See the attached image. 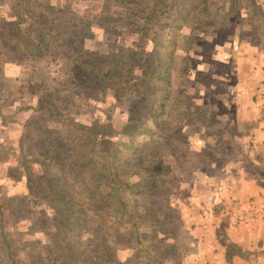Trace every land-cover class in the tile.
<instances>
[{
    "label": "rangeland",
    "instance_id": "rangeland-1",
    "mask_svg": "<svg viewBox=\"0 0 264 264\" xmlns=\"http://www.w3.org/2000/svg\"><path fill=\"white\" fill-rule=\"evenodd\" d=\"M263 49L264 0H0V264H68L82 212L117 250L85 264H264V195H235L225 173L249 166L226 114ZM127 138L135 157L103 184ZM106 194L146 220L132 244L93 202ZM51 195L76 198L69 222Z\"/></svg>",
    "mask_w": 264,
    "mask_h": 264
},
{
    "label": "trees",
    "instance_id": "trees-1",
    "mask_svg": "<svg viewBox=\"0 0 264 264\" xmlns=\"http://www.w3.org/2000/svg\"><path fill=\"white\" fill-rule=\"evenodd\" d=\"M22 8L25 9L24 5H22ZM109 73L111 74V71L108 72V76H109ZM105 76H107V74ZM166 104H169V93L168 92L162 95V97L155 98L154 102H151V106H150L151 111H153V114H154L155 107L156 109H159V111H161L164 109ZM139 122L142 123L140 119H139ZM95 142L101 143L99 139L98 140L95 139ZM124 148H126V150L131 149L132 151L129 154L124 153L123 151ZM135 148L136 147H135L133 138H127L125 141L117 142V145L115 146L111 154V158H110L111 163L108 165L107 161L104 162L105 163L104 167L105 168L108 167L109 170H107V175L104 174L101 177V179L103 180V184H105V182L107 183V181L112 182L116 180V176H117L116 167L118 165L117 163L120 161L119 155L126 156L128 158H133L135 157L134 155ZM152 154H153L152 152L148 151L147 154H145V156L146 157L150 155L153 156ZM103 158L105 160H108L106 155H103ZM157 158L159 157H156V159ZM112 169H115V170L113 171ZM97 177L99 178V174H97ZM110 189L111 191H114L113 190L114 188H111V186H110ZM93 198L95 200L93 201L94 203H96L100 208L106 209L105 212L107 213V216L108 215L109 216L105 218L107 219L109 223L108 225H113L114 229L116 228L115 235H117L118 232L120 231V229H117V228H121L120 225L125 224L126 226L124 228L125 230L121 231L123 232V236L120 238L122 241L128 242V244H132L134 235L137 238V240L140 238L141 233L139 232L138 227H140L141 225H139L140 224L139 220L140 221L142 220L143 222H146V220L142 219L140 215L137 216L135 213H132L131 210L128 209L127 204L125 200L123 199L122 195H111V194L93 195ZM69 199L70 200H67V195H51L50 196V200H52L51 202H54L52 204L55 206L54 208L55 223L56 222L61 223L60 220L63 222H69L70 219H72V216L69 215V211L75 209L76 198L71 197ZM46 202L49 203V201H46ZM157 215L159 214H155L154 216H151L149 218V224H152L155 226L156 224H158ZM101 218L102 217L98 213H94L91 216H87L83 212H82V215H79L77 217L78 223H79L78 225L79 228L77 230L79 229L83 230V232L87 233V236L84 235L83 237L84 239H82L84 241V245L80 246L77 244L73 249L65 247L63 250H61V253L63 255L62 259L63 261H65V263L73 264L75 260L69 255H72V252H77V251L81 252L80 253L81 260L79 264H85L88 260L87 258H94L100 262L105 263V262L110 261L109 260L110 258L114 257L115 251L117 250L113 251V249H111V251H109L110 249H108L101 241V239L103 238L102 234H107L105 231V228L102 227V224L104 223V219L103 218L101 219ZM119 237L120 236H114V239L117 240ZM73 240L78 241L79 239L77 237H73ZM138 244L141 246V248H144V246H142L140 241ZM150 258H153L154 261L158 260L156 257H150ZM129 259L130 258H128V260Z\"/></svg>",
    "mask_w": 264,
    "mask_h": 264
},
{
    "label": "crops",
    "instance_id": "crops-1",
    "mask_svg": "<svg viewBox=\"0 0 264 264\" xmlns=\"http://www.w3.org/2000/svg\"><path fill=\"white\" fill-rule=\"evenodd\" d=\"M259 60L261 61L264 58V49L261 54L259 53ZM253 71L257 74H252V78H256V81H249L244 84L245 88L240 87L241 96L231 98L245 99L241 102L240 105L235 107V110L226 114V119H229L231 126L237 131L233 132L235 146L239 151H248L247 156L249 157V166L244 167L236 164L232 167V170H227L225 168V173L228 174V179L231 180V176L244 172V175L238 176V182L240 185H243L247 191L240 193L236 191V181H232L229 187L234 186V194L238 195H247V196H262L264 195V106L258 107L264 103V72L257 64H253ZM251 78V79H252ZM233 93H237L233 91ZM256 106V107H255ZM233 131V129H232ZM232 138V137H231ZM247 143V145H246ZM245 149V150H244ZM251 163V165H250ZM232 164V163H230ZM239 168L237 172L235 170ZM255 170L258 172L255 173ZM230 174V175H229Z\"/></svg>",
    "mask_w": 264,
    "mask_h": 264
}]
</instances>
